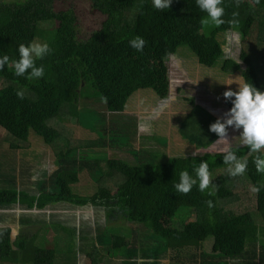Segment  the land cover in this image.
I'll return each instance as SVG.
<instances>
[{
	"label": "trees",
	"instance_id": "1",
	"mask_svg": "<svg viewBox=\"0 0 264 264\" xmlns=\"http://www.w3.org/2000/svg\"><path fill=\"white\" fill-rule=\"evenodd\" d=\"M60 1H0V56L9 57L8 64L0 67V140L12 153L25 151L32 132L52 150L56 167L46 183L37 182L36 197L17 190L15 180L9 177L0 191V209L20 207L27 211L17 217L22 227L44 228L61 224L50 220L53 215L46 222L44 213L30 220L31 209L55 212L57 205H67L72 208L69 210L100 208L105 222L115 224V229L110 228L117 233L123 232L121 221L134 226L129 245L122 247L121 264H157L155 253L148 255L138 247L139 238L164 242L174 255L173 264H264L260 241L264 239V173H258L254 164L260 153L250 151L248 145L210 151L220 137L208 130L209 125L224 121L193 99H186L190 110L178 127L180 137L195 149L193 155L168 156L164 150L142 143L134 149L137 121L124 113L128 99L138 90H150L159 100L168 98L167 62L178 48L186 47L203 67H213L223 57L218 37L228 31L249 45L243 44L247 47L241 49L238 60H223L220 71L225 75L239 72L243 82L263 91L264 62L256 54L264 53V0H222L225 23L218 27L201 24L207 14L197 7L196 0H171L162 10L154 8L152 0H89L104 20L84 41L77 39L73 11L55 10ZM230 20L236 24L228 23ZM134 38L144 41L140 51L130 44ZM39 41L48 44L49 53L40 59L30 55L33 67H42L43 75L30 76L29 68L16 76L11 61L19 60L18 45ZM232 99L224 101L227 110ZM77 126L96 137L77 138L73 130ZM146 138L156 145L166 144L153 134ZM116 152L127 153L129 160ZM229 153L236 160H247L244 174L221 173L201 192L194 169L204 161L210 176L226 172L234 164L224 160ZM83 169L95 184L90 196L77 195L71 189ZM182 170L197 181L188 193L175 188ZM254 187L259 190L252 191ZM253 212L262 224L256 225ZM98 230L94 243H86L81 253L90 264H103L101 251L109 252V246L97 248L108 242V235ZM10 231L8 227L0 229V263L17 264L20 256L28 253L25 264H56L54 248L28 249L27 239L34 235L20 233L11 240ZM71 237L74 240L72 233ZM207 239L210 250L203 252L200 246ZM190 249L193 252L189 254ZM182 255L186 261L180 259Z\"/></svg>",
	"mask_w": 264,
	"mask_h": 264
},
{
	"label": "rangeland",
	"instance_id": "2",
	"mask_svg": "<svg viewBox=\"0 0 264 264\" xmlns=\"http://www.w3.org/2000/svg\"><path fill=\"white\" fill-rule=\"evenodd\" d=\"M12 1L16 2L22 0ZM68 9L73 11L77 19L76 34L78 41L86 40L92 32L100 28L101 23L104 20L103 15L92 9L89 0H63L55 3L56 11ZM218 41L223 50V57L211 68H206L198 64L196 58L186 47L178 48L176 53L169 57L167 66L170 78V94L166 100H158L150 90H139L140 92L137 91L139 93L135 92L128 99L125 106V113L129 115L134 114L133 116H135L137 118L136 120L139 121L138 134L145 136L143 141L145 145L164 150L168 156H185L195 154V149L178 134L180 121L190 110V105L186 99H193L195 104L202 105L203 107H206L207 110H211L214 117L218 119L225 121L230 118V113L224 105L226 98L223 96V92L228 89L235 92L238 85L242 82V77L239 72L232 75H225L220 71V66L222 61L225 59L238 60L241 49L247 46L243 45L246 44V42H241L236 33L230 31L223 36H219ZM248 41L250 44H254L255 42L251 39ZM39 43L41 42L39 41ZM256 56L264 62V53L263 55L262 52L257 53ZM257 73L258 77H260L261 74L259 70H257ZM260 85L264 91L263 81H260ZM241 132L242 126L236 128L229 125L224 137H220L218 143L213 145L209 150L221 152L226 151L230 147H242L244 143L240 135ZM29 134L30 137L34 136L36 140V136L32 132ZM138 134L137 136L139 137ZM151 134L155 135L157 139H165L166 146L163 147V145H165L163 144L162 147H160L151 140L146 139V137L151 136ZM80 136V134L77 135L78 138ZM86 137L95 138L93 134L88 133H86ZM37 142H39L40 145H32V147L37 151H29V149H27L25 151H20L19 156H21L22 153L31 155L32 158L39 164V175L36 177V180L44 181L48 178L49 174H51L50 169L54 170L56 167L54 168L49 160L45 159L44 161V155L46 152L49 156L48 158H51L50 149H46L47 146H45L42 142ZM138 143L139 141L136 139L132 146L136 148ZM123 153H118V155L125 160H129L130 157ZM1 159L5 162L4 172L7 173L8 176L10 174H14L15 168L11 157L6 153V156L4 158L1 157ZM227 172L228 171L215 172L210 176V180L221 173L225 174ZM85 173L86 172H83L82 174ZM43 183H46V181ZM71 189L72 192L77 195L90 196L93 193V189H95V184L88 182L87 179L80 178L79 183L72 186ZM69 209L72 208L64 205L63 207L60 206L55 208V211L59 212H49L50 210L38 212L40 214H47L48 216L55 215L49 218L52 219V221L54 220L61 224L58 227H53L48 224L44 228L36 225L32 228L25 226L19 229V231L25 236L31 237L32 234H34L31 239H27V248L29 249L33 246H51L55 249V251H57V256L55 257L56 264H90L84 254H81L82 249L85 248L84 245H86V243L89 245L94 243V238L99 233L98 229L101 228L102 231L108 235V242L106 245H98L97 248L99 250H105L104 246H109V252L106 253L105 251H101V262L103 264H121L120 255L122 247L129 245L131 231L134 230V226L130 223L121 221L119 229L121 228V231L123 232L117 233L115 230L110 228L113 226V229H115V224L105 222L103 211L100 208L87 206L79 208V213H74ZM63 211L66 213H63ZM252 217L256 225L262 224V220L258 215L254 214V212ZM10 228H13V231L16 232V229H18L19 226L17 227L14 223H12ZM71 233L74 236V240H72ZM210 243V239H207L202 243L200 247L203 252H208L210 250ZM138 247L147 251L148 255H150V253H155L158 258L157 264H161L160 260L163 257L162 254H165L166 252L168 253L166 256L170 257V264L174 263V260H171V257L174 255L171 253L169 254V251L165 249L164 242L159 239L139 238ZM86 249H88V247H86ZM60 251L65 253L64 256L63 253H59ZM191 252H193V250L191 251L190 249L189 254ZM28 257V253L22 254L17 264H22L24 259ZM180 259L186 261V256L182 255L180 256ZM138 262H140V260H138ZM0 264L12 263L10 261H6ZM23 264H25V261Z\"/></svg>",
	"mask_w": 264,
	"mask_h": 264
},
{
	"label": "clouds",
	"instance_id": "3",
	"mask_svg": "<svg viewBox=\"0 0 264 264\" xmlns=\"http://www.w3.org/2000/svg\"><path fill=\"white\" fill-rule=\"evenodd\" d=\"M171 0H152V5L158 10L167 9ZM222 0H196L197 7L207 15L201 18V24L204 26H219L225 21L222 19L224 9L221 6ZM235 15V14H233ZM228 23L235 25L236 21L230 20ZM144 41L140 38H134L130 44L137 51H140ZM19 60L11 61V68L16 76H21L25 69L31 68L30 76L43 75V68L33 67V55L36 59H40L44 54L49 53L50 49L47 43H29L27 46L19 44L17 47ZM9 62L7 55L0 56V67H4ZM18 96L22 98V93L18 92ZM223 96L227 99L234 97L230 101L232 107L229 109L230 118L223 123L219 120L209 125V131L224 137L226 126L232 125L236 128L242 126L241 138L245 145L250 147V151L259 152L260 155L254 158V164L258 173H264V91H259L251 84L241 82L237 90L234 92L228 89L223 92ZM225 162L234 161L232 167L227 171L230 176H240L245 172L247 160H236L232 153H229L225 158ZM195 175L198 178V189L204 192L209 186L210 173L207 163L202 161L197 168L194 169ZM180 183L175 185V188L181 193H188L192 185L197 183L196 180L190 179L187 171L182 170L179 173ZM258 188H253L252 191H258ZM212 191L208 192L211 195Z\"/></svg>",
	"mask_w": 264,
	"mask_h": 264
},
{
	"label": "crops",
	"instance_id": "4",
	"mask_svg": "<svg viewBox=\"0 0 264 264\" xmlns=\"http://www.w3.org/2000/svg\"><path fill=\"white\" fill-rule=\"evenodd\" d=\"M169 83H170V78H169ZM139 91V90H138ZM137 92V91H136ZM140 92V91H139ZM139 92H137V93H139ZM169 94H170V86H169ZM168 97H169V95H168ZM159 100V99H158ZM166 100V99H165ZM127 104V103H126ZM126 106V105H125ZM200 106H202V105H200ZM206 108V107H205ZM207 109V108H206ZM209 111V113L212 115V116H214L213 115V113H212V111L211 110H208ZM229 111V110H228ZM124 113H125V110H124ZM125 114H127V113H125ZM127 115H129V114H127ZM134 114H131V116H133ZM134 118H135V120L137 119L135 116H133ZM137 121V134H138V127H139V121L138 120H136ZM227 129H228V126H227ZM73 130H74V132H75V134H76V137H77V135L78 134H80L81 136L79 137L80 139H94V138H87L86 137V133H88V134H93V133H89L88 131L86 132V130H84V129H82V128H80V127H76V128H73ZM226 132H227V130H226ZM225 132V133H226ZM94 135V134H93ZM139 135V134H138ZM95 136V135H94ZM144 135H139V137H143ZM96 137V136H95ZM139 137L136 135V137H135V141H136V139H137V141H139V143L137 144V147L135 148L134 146H133V148L134 149H137L139 146H140V144L142 143V145L144 146V147H149L148 145H145L144 144V140L143 141H141V140H139ZM78 138V137H77ZM147 139V138H146ZM150 140V139H149ZM28 141H29V145H28V148L27 149H29V151H31V150H35V151H37L36 149H34L33 147H32V145L33 146H35V145H40V143L39 142H37L38 140L36 139L35 140V138H34V136H31L30 137V134H29V137H28ZM134 141V142H135ZM153 142V141H152ZM37 143H39V144H37ZM158 145V144H157ZM245 145V144H244ZM158 146H160V145H158ZM165 146H166V144H165ZM165 146H163V147H165ZM160 147H162V146H160ZM47 148H49V147H46V149ZM50 149V148H49ZM48 149V150H49ZM50 151H51V158L49 159L48 157V155H47V152H46V154L44 155V161H45V159H47V160H49L50 162H51V164H52V166L55 168V166H54V163H53V153H52V150L50 149ZM6 153L11 157V160H12V163H13V165H14V168H15V171H14V174H10L9 176L7 175V173H5L4 171H5V162H4V160L2 161V159H1V157H5L6 156ZM19 153H20V150H16V151H14V153H12L11 151H9V149H8V145L6 144V143H4V141H1L0 140V191H1V189L2 188H4L5 187V185H6V182H7V179H9V177H11V178H13L14 180H15V182H16V187H17V190H21V191H25L26 193H28L29 194V197H32V196H34V197H36L37 195H38V192H37V180H36V177H38V169H39V164L37 163V161L35 160V159H33L32 158V156L31 155H27V154H21V156H19ZM117 153V152H116ZM119 153H123V152H119ZM118 154V153H117ZM123 154H126L127 156H129L127 153H123ZM119 156V155H118ZM17 159H16V158ZM14 159H15V161H14ZM121 159H123L122 157H121ZM125 160V159H124ZM101 162V161H100ZM99 162V163H100ZM40 164H42V163H40ZM17 168H16V167ZM55 170V169H54ZM54 170H51L50 169V171H51V174L54 172ZM83 172H86L85 174H82ZM50 175V174H49ZM83 175V176H82ZM40 176H41V174H40ZM82 176V177H81ZM41 178V177H40ZM80 178H84V179H87L88 180V182H90V183H92V184H94L92 181H91V179H90V174H89V172L86 170V169H83L81 172H79V174H78V182H77V184L79 183V180H80ZM43 179V178H42ZM94 190L95 189H93V193H94ZM92 193V194H93ZM60 206H64V205H60ZM60 206H55L56 208H58V207H60ZM67 206V205H66ZM54 207V208H55ZM20 207H17V206H15V207H13V208H11L10 210H8V211H5V210H1L0 209V229L1 228H9L11 231H10V236H11V240H14V238L16 237V236H18L21 232L19 231V229H21V228H23L20 224H19V222H18V219H17V217L19 216V215H21V214H23V213H27V211H23V210H21V209H19ZM66 209H67V207H66ZM47 211H49V210H47ZM72 212H74V213H79V211H80V209L79 208H76V209H74V210H71ZM49 212H51V211H49ZM55 212H59V211H55ZM65 211H63V213H64ZM29 215H30V220H37V219H39L38 218V210H33V209H31L29 212ZM66 213V212H65ZM54 216V215H53ZM83 216H85V215H83ZM61 217H65V216H61ZM80 217V216H79ZM47 218H48V215L46 214V216H45V219H46V222H48L49 223V219L47 220ZM51 221H52V219H50ZM54 221V220H53ZM52 221V222H53ZM12 223H14L15 224V226H19V228L18 229H16V232H14L13 231V228L11 229L10 227L12 226ZM32 227H35V225H31V226H29V228H32ZM23 231V230H22ZM37 232V231H36ZM32 235H34V234H32ZM261 242H263L264 241V239H261L260 240ZM263 244H264V242H263ZM168 253L166 252L165 254H162L163 255V257L161 258V260H160V263L161 264H170V262H169V260H170V257L169 256H166ZM166 257V258H165ZM155 260V259H154ZM148 261L149 262H152L153 261V259H148ZM156 262L158 261L157 260V258H156V260H155ZM162 261H163V263H162Z\"/></svg>",
	"mask_w": 264,
	"mask_h": 264
}]
</instances>
